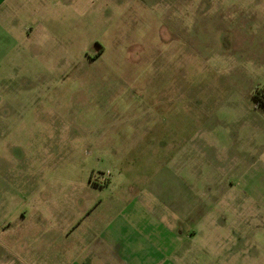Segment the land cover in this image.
Returning <instances> with one entry per match:
<instances>
[{"label": "rangeland", "instance_id": "374dc122", "mask_svg": "<svg viewBox=\"0 0 264 264\" xmlns=\"http://www.w3.org/2000/svg\"><path fill=\"white\" fill-rule=\"evenodd\" d=\"M16 25L0 42V264L59 263L41 230L84 215L167 221L152 198L182 191L199 200L172 204L178 259L264 264V0H48Z\"/></svg>", "mask_w": 264, "mask_h": 264}, {"label": "crops", "instance_id": "0c3cea01", "mask_svg": "<svg viewBox=\"0 0 264 264\" xmlns=\"http://www.w3.org/2000/svg\"><path fill=\"white\" fill-rule=\"evenodd\" d=\"M46 4H48V0H0V42L3 41V43L8 44L16 42V13L18 10L25 11L27 8L30 10L36 5L43 6ZM26 19L39 20L35 14L31 13L26 15ZM38 23L39 21L36 22V24ZM10 49L11 47L8 50ZM184 193L185 191H182L183 195H179L180 197L170 195L166 200L152 198L154 202L169 204L165 207L170 214L167 221L162 222L163 215L158 209L153 208L151 212L147 213L149 214L147 218H150L152 222L147 223L138 220L130 221V215L121 211L119 213L100 214L96 217L95 214H92L91 217L88 216L89 214L84 215L79 219V223L69 231L68 229H64V231L61 229L60 232L55 233L49 228L42 229L41 236L47 244L45 259L55 258L51 251L56 247L57 251L60 252H57L56 256L59 255L61 260L55 264H189V262L177 258L176 243L178 237L183 236V234L177 235L174 232L177 213H174L173 208L176 206L172 204L177 202L193 203L199 198L191 195L190 192ZM217 196H219L217 202L221 205L236 201L235 197L231 196L227 190L221 194L217 193ZM226 206L228 207L225 208L230 210L234 218L239 217L240 206L237 203ZM142 214L144 213L141 212L140 216ZM74 219L72 218L71 224L74 223ZM171 219L173 223H171ZM84 220H88L89 228L77 227ZM23 231L25 238H29L30 230L24 229ZM21 232L16 231L14 237ZM55 237H57L56 244L54 243ZM168 237L170 238L166 246L165 242ZM66 244L73 245L75 257L72 258L71 254L65 255ZM218 245L219 243H217V247Z\"/></svg>", "mask_w": 264, "mask_h": 264}, {"label": "flooded vegetation", "instance_id": "af4514ba", "mask_svg": "<svg viewBox=\"0 0 264 264\" xmlns=\"http://www.w3.org/2000/svg\"><path fill=\"white\" fill-rule=\"evenodd\" d=\"M262 95V94H261Z\"/></svg>", "mask_w": 264, "mask_h": 264}]
</instances>
